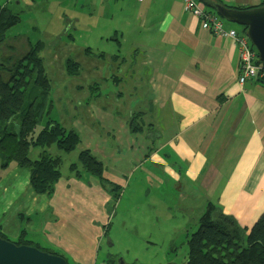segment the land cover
I'll list each match as a JSON object with an SVG mask.
<instances>
[{"label":"crops","instance_id":"crops-1","mask_svg":"<svg viewBox=\"0 0 264 264\" xmlns=\"http://www.w3.org/2000/svg\"><path fill=\"white\" fill-rule=\"evenodd\" d=\"M22 1L27 6L32 4L30 0ZM100 1L89 2L91 13L100 12L102 26L98 32L97 23L86 24L83 52L90 61L110 59L118 65L116 75H111L104 64L102 79L93 81L100 86L111 81L115 89L120 87L121 93L115 92L114 97L122 110L116 114L102 110L100 96L95 97L101 95V88H94L91 83V94L84 102L57 101L49 117H63L65 108L75 112L79 117L75 129L79 145L75 151H89L103 164V176L108 181L122 187L132 171L138 169L159 182L164 195L173 193L168 184L192 186L191 193L200 198L201 213L206 204L215 203L224 215L249 229L264 213V82L250 80L239 85L236 43L201 29L199 19L182 12L181 0ZM197 1L205 10H211ZM212 1L230 8L258 7L264 2ZM75 25L62 28L59 42L75 43L74 36L81 33ZM221 26L225 31L243 34L239 27L240 30L235 29L222 19ZM37 42L43 44L42 58L44 43H32L27 38L25 49L19 50L20 57L15 59L23 58ZM4 44L9 57L15 49ZM51 50H57L56 46ZM81 70L80 66L78 74ZM86 71L93 77L98 65L89 64ZM107 88L110 94V87ZM122 92L131 95L127 99ZM108 93L104 95L107 98ZM78 102L87 108L86 121L84 114L78 113ZM132 110L141 114L143 127L151 126L159 134L153 144L146 136L129 132L127 118ZM90 120L99 123L121 150L110 148L105 138L94 133L88 126ZM19 171L29 176L27 171ZM16 177L8 179L10 186L0 187L1 233L16 240L24 229L26 238L62 256L67 264H93L97 245L107 235L109 218V196L98 181L67 174L60 177L52 195L47 197L33 193L28 180ZM18 214H22L19 220ZM38 229L42 234L34 240L31 236Z\"/></svg>","mask_w":264,"mask_h":264},{"label":"rangeland","instance_id":"rangeland-1","mask_svg":"<svg viewBox=\"0 0 264 264\" xmlns=\"http://www.w3.org/2000/svg\"><path fill=\"white\" fill-rule=\"evenodd\" d=\"M18 1H20L19 5H17ZM30 1L32 4L27 6L23 1L21 2V0H15L12 3L8 0H0L1 5L8 2V7L13 13L19 16L20 19L18 24L6 32V46L15 49L9 54V57H13L12 59L20 57L18 52L19 50L23 51L25 49L26 46L23 43L27 38L32 43L42 41L45 45L42 58L51 84L50 100L52 103L56 105L57 101L63 102L67 99L75 102H84L91 94L88 90V85L92 83L91 86H93L94 81L100 82L102 79L104 64L109 68L107 72H110L111 75H116L117 72L118 65H113L110 59H105V63L97 58H92L90 61L89 55L83 52L86 40L82 34L85 31L84 27L89 22H95L98 24L95 31H98L102 26L100 12H90V0ZM100 2V0H97V3ZM74 23L81 32L74 36L75 43L69 44L68 42H63V40L59 42L58 39H60V37L58 33L63 34L62 28L73 25ZM111 24L113 27L115 26L113 22ZM233 27L235 29L240 28L235 25ZM98 32H100V30ZM4 45L5 44L0 48V57L7 62H11L8 60L11 58L7 56V49ZM55 46L58 50V58L55 57L57 55V50H53V52L51 50V48H55ZM98 48L104 49L106 47L99 45ZM66 59H71L82 67L80 74L76 77L65 75L64 61ZM93 63L98 65V73L90 77L86 70L87 66ZM89 77L92 82L89 81ZM106 85L97 86L101 88V95L98 103L99 105L100 103L102 104V110L111 111L112 114H116L115 111L122 110V108L119 107L120 104L117 103L114 97L115 92L121 93L120 89H118L120 87L115 89L111 81H108ZM107 87H110V94L107 92ZM122 88L125 89L126 87L123 86ZM105 93H108V98L105 97ZM122 95L128 99L131 93L128 95L127 92H122ZM79 102L77 103L78 113L79 115L83 113V120L86 121L88 117L84 112L87 108L81 106ZM65 109L67 113L64 116L62 115L63 117L57 114H51V117L56 119L57 122H63H59L63 128L75 130L77 127L76 120L78 121L79 117L76 116L75 112H70L67 108ZM53 111L55 112V109ZM89 122V128L94 133L98 134V136L105 138L110 148H120L117 143L114 142L112 136L102 130L99 123L94 120H90ZM41 126H43V122L37 126L35 131L37 132ZM102 131L104 132L103 136L101 135ZM46 151L53 157L61 155L63 163L62 171L60 170V174L62 173L61 176L71 174L67 166L69 167L70 164L77 162L76 151L69 154L62 153L54 146H50ZM39 152V148L30 149L28 156L31 160H36ZM24 173L25 172H23V174ZM23 174L19 171V168L9 170L0 179V187L10 186V184H8V179L11 177L12 179L16 177L14 179L23 180L24 182L28 180L29 182V176L27 174L23 176ZM71 175L73 176V174ZM157 183L159 182L144 175L142 170L136 169L134 172L132 171L131 175L121 187L119 199L116 202L108 204L106 207L109 213V227L106 237H103L97 245V252L93 264L186 263V239L196 230L198 219L204 214L205 209L203 207L201 213L202 205H200V198L196 194L191 193V189H193L192 186L188 187L187 185L180 184L178 187H173L166 181V184L169 185H167V187H169L173 193L164 195L160 185ZM213 205H215V203ZM49 213L48 211L46 216H48ZM24 224L23 222V226ZM33 233V237L31 236V238L39 240V235L42 234L41 231L38 229L34 230ZM6 238L10 240V242L15 241L8 237ZM27 239L33 242L29 238ZM38 246L41 249L44 248L42 245Z\"/></svg>","mask_w":264,"mask_h":264},{"label":"trees","instance_id":"trees-1","mask_svg":"<svg viewBox=\"0 0 264 264\" xmlns=\"http://www.w3.org/2000/svg\"><path fill=\"white\" fill-rule=\"evenodd\" d=\"M199 1L205 6L215 2ZM258 7H264V2ZM210 9L209 12L216 15L213 9ZM19 20V16L7 6H0V48L6 42V32L18 24ZM240 29L244 31L243 27ZM112 40L119 43L116 38ZM42 49L43 44L37 42L29 47L23 58L8 59L11 62H7L0 57V179L13 168L25 170L29 173V184L33 193L50 197L61 177L62 159L51 156L46 149L54 146L62 153H72L79 145V137L75 130L65 129L49 117L53 103L50 100V80L40 56ZM86 52H89V49H86ZM79 70L80 65L77 62L71 59L64 61L66 76H76ZM114 80L116 85L118 80ZM255 80L264 82V79ZM95 86L100 85L95 84L93 87L96 88ZM98 96L100 95L95 97ZM140 119L141 114L132 110L127 118L129 132L144 135L153 144L159 134L151 126L143 127ZM42 122L43 126L36 132L35 129ZM101 134L103 135L102 132ZM35 148H39L40 152L36 160H31L28 156L29 150ZM120 150L121 148H118V151ZM68 170L77 179L83 175L96 179L101 189L109 196L108 204L119 199L121 187L104 178L103 164L89 151H79L77 162L70 164ZM204 211L198 219L196 230L186 239L185 264H264V213L247 229L239 226L232 217L224 215L211 203L206 204ZM17 217L19 220L22 214ZM108 227L109 224L106 229ZM25 234V231L21 230L13 243L51 253L29 241ZM0 237L10 241L1 231Z\"/></svg>","mask_w":264,"mask_h":264},{"label":"water","instance_id":"water-1","mask_svg":"<svg viewBox=\"0 0 264 264\" xmlns=\"http://www.w3.org/2000/svg\"><path fill=\"white\" fill-rule=\"evenodd\" d=\"M208 6L220 19L244 28L243 34L255 49L258 63H264V7L238 10L217 2H210ZM0 264H67V261L60 255L31 246H17L0 237Z\"/></svg>","mask_w":264,"mask_h":264},{"label":"built area","instance_id":"built-area-1","mask_svg":"<svg viewBox=\"0 0 264 264\" xmlns=\"http://www.w3.org/2000/svg\"><path fill=\"white\" fill-rule=\"evenodd\" d=\"M135 1L142 2L143 0ZM181 9L182 12L199 19L201 29L209 31L217 37L228 38L236 43L238 48L237 83L239 85L257 78L264 79V63H258L256 51L244 35H237L234 30H223L220 18L205 10L197 0H181Z\"/></svg>","mask_w":264,"mask_h":264}]
</instances>
